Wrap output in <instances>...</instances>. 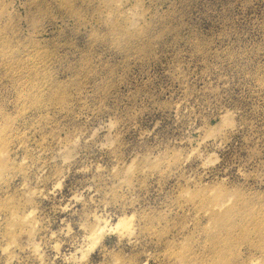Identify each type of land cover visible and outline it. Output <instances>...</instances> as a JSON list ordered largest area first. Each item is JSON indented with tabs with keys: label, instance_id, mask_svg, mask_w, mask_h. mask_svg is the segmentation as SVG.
I'll use <instances>...</instances> for the list:
<instances>
[{
	"label": "clouds",
	"instance_id": "obj_1",
	"mask_svg": "<svg viewBox=\"0 0 264 264\" xmlns=\"http://www.w3.org/2000/svg\"><path fill=\"white\" fill-rule=\"evenodd\" d=\"M0 264H264V0H0Z\"/></svg>",
	"mask_w": 264,
	"mask_h": 264
}]
</instances>
